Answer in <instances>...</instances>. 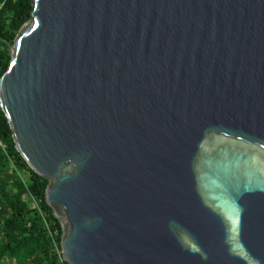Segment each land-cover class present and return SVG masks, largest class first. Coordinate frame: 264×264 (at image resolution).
<instances>
[{
    "label": "water",
    "instance_id": "95a60500",
    "mask_svg": "<svg viewBox=\"0 0 264 264\" xmlns=\"http://www.w3.org/2000/svg\"><path fill=\"white\" fill-rule=\"evenodd\" d=\"M0 78L68 264H264V0H31Z\"/></svg>",
    "mask_w": 264,
    "mask_h": 264
},
{
    "label": "trees",
    "instance_id": "16d2710c",
    "mask_svg": "<svg viewBox=\"0 0 264 264\" xmlns=\"http://www.w3.org/2000/svg\"><path fill=\"white\" fill-rule=\"evenodd\" d=\"M31 13V0H8L0 11V78ZM0 141V264H68L61 256L62 226L45 200L49 182L17 152L1 108Z\"/></svg>",
    "mask_w": 264,
    "mask_h": 264
},
{
    "label": "built area",
    "instance_id": "2783aa9c",
    "mask_svg": "<svg viewBox=\"0 0 264 264\" xmlns=\"http://www.w3.org/2000/svg\"><path fill=\"white\" fill-rule=\"evenodd\" d=\"M8 0H0V11L2 10L3 6L5 5V3L7 2ZM0 147L1 148H4L2 142L0 141Z\"/></svg>",
    "mask_w": 264,
    "mask_h": 264
}]
</instances>
